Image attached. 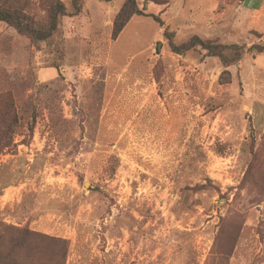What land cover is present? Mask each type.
<instances>
[{
    "label": "rangeland",
    "instance_id": "obj_1",
    "mask_svg": "<svg viewBox=\"0 0 264 264\" xmlns=\"http://www.w3.org/2000/svg\"><path fill=\"white\" fill-rule=\"evenodd\" d=\"M17 1L46 24L50 0ZM82 1L49 43L0 22V114L19 125L0 134V236L33 232V264H264V0H137L162 26L134 16L115 41L125 0ZM165 30L243 47L230 83Z\"/></svg>",
    "mask_w": 264,
    "mask_h": 264
},
{
    "label": "trees",
    "instance_id": "obj_2",
    "mask_svg": "<svg viewBox=\"0 0 264 264\" xmlns=\"http://www.w3.org/2000/svg\"><path fill=\"white\" fill-rule=\"evenodd\" d=\"M109 2L110 0H98ZM83 11L82 0H70L69 7L60 0H50L48 8L46 9V24L44 26L33 21L27 16L20 8V3L17 0H0V22L12 27L18 35L25 37L29 40L32 45H39L41 43H49L57 32L60 20L63 17H74L79 15ZM146 17L151 18L159 26H162L160 19L156 16L145 14L137 6V0H125L121 8L119 9L114 21L111 32V40L115 41L120 33L123 31L129 20L134 17ZM163 37L167 41L169 51L177 56H183L191 51L199 49L205 53L207 57L217 59L223 72L219 77V84L226 85L230 83V73L227 71L232 65L237 64L245 49L238 45H220L212 40H202L197 36L191 37L185 43L179 45L173 42L174 33H169L167 30L163 32ZM254 49L262 51L263 48L255 46ZM252 51V49H250ZM158 81V76L155 78ZM4 116H11L12 120L8 123H4ZM0 134H4L7 139L11 140L12 135L16 132V128L19 127L16 119V112L13 108L10 111L0 114ZM33 124L28 126V134L25 139L32 137ZM23 140L26 144L27 141ZM8 147V146H3ZM201 161L204 160V156H200ZM257 156L255 153L252 154V163H255ZM261 162H264L262 159ZM114 172H112V175ZM208 182V181H207ZM205 185L195 186L193 189L203 190ZM5 231L12 232V236L8 240L0 236V264H33L31 261L30 250L36 248L37 241L35 240V234L31 232L27 227L22 229L5 227ZM5 241V242H4ZM51 243H55L53 238H50ZM6 243V245H3ZM23 254H20L22 253ZM63 251H61L62 253ZM56 255V252L47 253L46 262H38L39 264H64L65 261V248L64 253Z\"/></svg>",
    "mask_w": 264,
    "mask_h": 264
},
{
    "label": "water",
    "instance_id": "obj_3",
    "mask_svg": "<svg viewBox=\"0 0 264 264\" xmlns=\"http://www.w3.org/2000/svg\"><path fill=\"white\" fill-rule=\"evenodd\" d=\"M88 186H89V183L86 182V183H84L83 187H84L85 190H88Z\"/></svg>",
    "mask_w": 264,
    "mask_h": 264
}]
</instances>
